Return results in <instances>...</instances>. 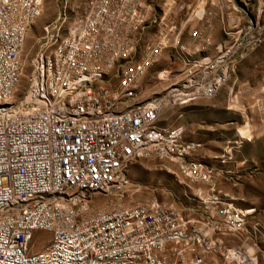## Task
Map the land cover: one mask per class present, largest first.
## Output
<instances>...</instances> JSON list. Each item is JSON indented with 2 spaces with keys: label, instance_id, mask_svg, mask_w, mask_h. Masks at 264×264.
I'll return each instance as SVG.
<instances>
[{
  "label": "built area",
  "instance_id": "2783aa9c",
  "mask_svg": "<svg viewBox=\"0 0 264 264\" xmlns=\"http://www.w3.org/2000/svg\"><path fill=\"white\" fill-rule=\"evenodd\" d=\"M195 0H165L151 14L145 0H91L63 31L57 18L44 25L25 86L21 52L42 0H0V264H259L247 239L245 210L214 188L212 166L191 156L200 143L181 124L159 123L163 104L213 96L229 76L232 58L263 38L258 21L224 29L226 42L209 48L208 34L184 25L205 16ZM154 26L140 57L121 68L136 33ZM182 66L158 74L164 93L138 94V79L165 47ZM116 68V84L103 78ZM142 157L165 158L180 179L205 182L197 203L179 207L152 198L93 206L96 193L138 191L128 175ZM48 233L42 249L32 246Z\"/></svg>",
  "mask_w": 264,
  "mask_h": 264
},
{
  "label": "rangeland",
  "instance_id": "374dc122",
  "mask_svg": "<svg viewBox=\"0 0 264 264\" xmlns=\"http://www.w3.org/2000/svg\"><path fill=\"white\" fill-rule=\"evenodd\" d=\"M165 0H145L151 7V14H158ZM196 1V2H195ZM202 19L184 25L181 43L186 50L194 51V45H187L192 38L191 31L208 34L211 44L195 54L211 53L212 45L226 42L228 36L224 29H237L241 25L258 21L262 27L263 38L253 48L232 58L228 78L213 96H201L186 104L165 102L159 123L162 125L181 124L184 137L195 139L200 145L192 157L212 166L213 185L219 192L232 197L234 203L245 210L247 227L258 224L264 228V0H195ZM43 9L26 31L21 52L22 78L25 86L31 72V58L34 56L44 25L57 18L63 20V31L71 28L88 10L91 0H42ZM154 31L150 25L136 33L134 51L119 62L121 68L128 61L137 60L149 35ZM193 39V38H192ZM182 61L175 57L172 47H165L138 79V94L148 97L164 93L168 80L158 77L165 68H171L175 75ZM111 69L103 78L105 84H116L118 74ZM131 180L140 184L138 191L124 193H96L93 206H117L128 204L135 199L152 198L188 207L197 203L193 190L208 184L181 180L177 165L165 158L142 157L128 166ZM252 239H247L257 255L258 263L264 264V236L258 230L252 231ZM48 233L38 235L32 249H42L48 240Z\"/></svg>",
  "mask_w": 264,
  "mask_h": 264
},
{
  "label": "bare ground",
  "instance_id": "6f19581e",
  "mask_svg": "<svg viewBox=\"0 0 264 264\" xmlns=\"http://www.w3.org/2000/svg\"><path fill=\"white\" fill-rule=\"evenodd\" d=\"M194 12H195L196 14H198V9H196V11H195V8H194Z\"/></svg>",
  "mask_w": 264,
  "mask_h": 264
}]
</instances>
